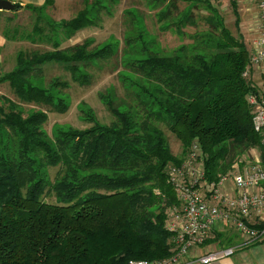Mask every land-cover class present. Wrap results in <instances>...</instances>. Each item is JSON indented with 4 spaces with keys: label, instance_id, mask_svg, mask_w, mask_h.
Here are the masks:
<instances>
[{
    "label": "trees",
    "instance_id": "1",
    "mask_svg": "<svg viewBox=\"0 0 264 264\" xmlns=\"http://www.w3.org/2000/svg\"><path fill=\"white\" fill-rule=\"evenodd\" d=\"M82 1V10L60 21L46 14L53 0L27 5L24 9L34 16L32 28L10 31L5 26L1 31L6 40L51 49L18 51L13 69L0 74V85L7 84L16 98L0 96V264H151L169 259L176 246L165 222L178 199L168 182V167L182 163L195 142L205 178L214 182L243 157L236 158L243 150H264L262 137L252 128L249 104V97L261 90L249 78L251 45L239 32L236 4L232 2L233 35L209 0H187L179 18L171 16L168 0H153L162 2V29L174 25L182 34L192 8L205 4L213 31L191 36L196 41L172 54L152 52L125 64L140 80L134 93L140 109L101 95L110 123L81 106V120L90 125L58 128L49 140L43 130L47 110H67L66 100L52 90L68 84L53 79L45 85L36 74L46 64H58L72 81L84 84L91 61L115 53L107 45L90 51L81 47L70 55L61 51L65 40L96 26L119 2ZM20 8L15 5L13 12ZM246 70L248 77H243ZM24 105L38 110L24 116ZM161 124L179 141V155L172 153ZM49 168L59 170L53 180Z\"/></svg>",
    "mask_w": 264,
    "mask_h": 264
},
{
    "label": "rangeland",
    "instance_id": "2",
    "mask_svg": "<svg viewBox=\"0 0 264 264\" xmlns=\"http://www.w3.org/2000/svg\"><path fill=\"white\" fill-rule=\"evenodd\" d=\"M118 1V4L109 9L108 14L105 12L102 14L100 22L96 26L78 31L70 40H65L60 47L62 52L69 55L81 47H85L88 51L93 48L101 49L106 45L112 47L115 53L111 55V58L91 61L86 67L85 72L88 74L86 83L80 84L72 81L70 74L58 64H46L36 74L37 78H43L42 82L45 85L53 79L68 84L67 87L52 90L55 97L66 100L67 110L62 113L47 110V121L43 130L49 140L53 139L58 128L62 130L69 127L82 129L90 125L81 120V106H85L84 109L90 108L89 111L93 110L100 122L110 123L112 117L102 104L101 95L112 99L115 104L140 109L136 106L137 101L134 93L138 91L137 85L141 83L132 72L126 70L125 64L129 61L141 60L152 52L172 54L180 45H187L196 41L191 36L195 34L204 35L213 31L206 20L210 13L205 4H198L192 8L190 23L182 29V34H180L174 25L162 29L165 25L158 21L160 13L158 8L162 2L157 3L153 0ZM168 2L171 3L170 13L173 18L184 14L190 4L187 0H168ZM229 2V0H210L213 8L218 11L222 18L225 27L233 35H236L234 17ZM235 2H237V7L241 13L240 17L243 19L239 32L249 47L255 39V33L248 30L254 29L252 25L253 15L257 17V9L254 4L245 5L249 4V1L235 0ZM166 4L168 3L166 2L163 6ZM83 5L82 0H56V7L47 8L46 14L54 21L69 20L82 10ZM164 9L165 7L162 10ZM12 19L9 21L1 20L0 31L4 30L5 26L10 31L11 27L14 26L29 31L34 22V16L28 12L21 13ZM6 41V62L11 67L5 70L6 66H2L0 69L3 72H9L14 67L15 53L18 51L31 52L36 50L43 52L51 49L47 45H33L26 41ZM36 82H40V80ZM0 96L16 100L7 84L0 85ZM35 110L38 108L33 105H24L23 115L26 116L27 113L30 114ZM160 127L165 132L172 153L179 155L182 150L179 141L168 132L164 125L161 124ZM243 151L246 152L242 155L238 154L237 159L240 158L239 156L251 158L250 154L254 152L262 157L260 149L257 148ZM58 171V168H49L50 180L55 178ZM47 201L53 202V199H47Z\"/></svg>",
    "mask_w": 264,
    "mask_h": 264
},
{
    "label": "built area",
    "instance_id": "3",
    "mask_svg": "<svg viewBox=\"0 0 264 264\" xmlns=\"http://www.w3.org/2000/svg\"><path fill=\"white\" fill-rule=\"evenodd\" d=\"M255 4L258 24L257 35L251 43L250 65L259 69L264 78V0H255ZM243 77H248L247 70ZM249 104L254 109L253 131L262 137L264 146V90L257 97L250 96ZM250 155L251 158L235 161L214 182L205 178L203 157L195 142L182 163L168 167V182L178 205L167 210L165 229L173 234L176 252L169 259L151 264H212L232 254V249H227L195 259L188 257L191 248L210 239L219 223L229 224L244 244L264 243V150L262 157L256 153ZM127 264L150 263L129 261Z\"/></svg>",
    "mask_w": 264,
    "mask_h": 264
},
{
    "label": "crops",
    "instance_id": "4",
    "mask_svg": "<svg viewBox=\"0 0 264 264\" xmlns=\"http://www.w3.org/2000/svg\"><path fill=\"white\" fill-rule=\"evenodd\" d=\"M7 1H9L10 3L14 5H19L21 8L16 12L2 11L3 13H0V21L9 20V19H12L18 16L21 13L28 12L27 10L24 9V7L27 5L41 6L45 2V0H7ZM53 1L54 3L51 7H54V6L56 7V0H53ZM229 1H230L229 2L230 6H231V12H232V2H234L236 4V8H237V11L240 17L241 13L237 7V2H235V0H229ZM248 1H249V4H245V5L254 4L256 6L255 0H248ZM246 12L249 13V11H246ZM232 15H233V12H232ZM242 22H243V19L240 17L239 27L241 26ZM245 24H246V20H245ZM257 24H258V18L254 17L253 15L252 25L254 29H249L248 31L255 33V37L257 35V30H256ZM6 43L7 41L3 37L0 31V68L2 66H6L5 70L11 67V65L9 66V64H7L6 62V55H7L6 54V48H7ZM3 73H7V72H3L0 69V74H3ZM249 78L251 82L256 86V88L263 92L264 78L261 74V71L257 68H252L249 72ZM227 187L230 190L231 186L228 185ZM227 249H232L233 251L232 254L225 256L223 258H220L214 261L212 264H264V243L256 242L252 244H244L240 235L227 223L217 224L212 231V235L210 239H208L202 245L191 248L188 252V257L189 259H195L197 257L206 255L208 253L219 252V251L227 250Z\"/></svg>",
    "mask_w": 264,
    "mask_h": 264
},
{
    "label": "water",
    "instance_id": "5",
    "mask_svg": "<svg viewBox=\"0 0 264 264\" xmlns=\"http://www.w3.org/2000/svg\"><path fill=\"white\" fill-rule=\"evenodd\" d=\"M14 6V4L7 0H0V11H13Z\"/></svg>",
    "mask_w": 264,
    "mask_h": 264
}]
</instances>
